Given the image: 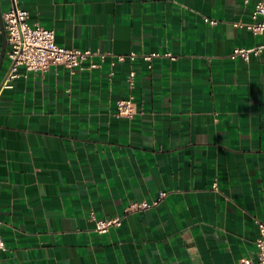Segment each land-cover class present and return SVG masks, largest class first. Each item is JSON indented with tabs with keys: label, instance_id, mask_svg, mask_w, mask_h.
Returning <instances> with one entry per match:
<instances>
[{
	"label": "crops",
	"instance_id": "1",
	"mask_svg": "<svg viewBox=\"0 0 264 264\" xmlns=\"http://www.w3.org/2000/svg\"><path fill=\"white\" fill-rule=\"evenodd\" d=\"M256 2L18 0L57 44L91 55L73 70L19 67L3 88L10 0H0V264L256 258L264 34L245 26ZM236 47L260 50L244 60ZM130 52L133 60L114 59ZM150 52L158 55L142 59ZM130 93L135 113L117 114L116 101ZM160 191L156 206L125 212ZM113 216L120 225L94 229Z\"/></svg>",
	"mask_w": 264,
	"mask_h": 264
},
{
	"label": "built area",
	"instance_id": "2",
	"mask_svg": "<svg viewBox=\"0 0 264 264\" xmlns=\"http://www.w3.org/2000/svg\"><path fill=\"white\" fill-rule=\"evenodd\" d=\"M253 22L247 23V29L254 33L264 34V0H257L251 14ZM6 40L8 44L7 56L10 60V68L5 75L2 87H12L11 81L20 76L19 67L24 70H45L51 65H63L70 70L78 67L85 60L91 51L86 49L66 47L55 42L54 30L46 28L38 23L28 21V11L19 6L18 0H10L9 7L3 13ZM204 21L215 24L216 20L204 17ZM264 46V45H263ZM260 47L241 48L236 47L232 51L233 56H240L248 60L250 53L257 54ZM158 55L157 52L141 54L142 59L150 61ZM137 54L130 52L127 56L117 55L114 59L122 61L125 58L133 60ZM103 58V54H101ZM111 60L114 64L115 60ZM150 67V64H148ZM128 86H134V71L128 74ZM116 112L119 115L131 117L135 113L134 95L130 93L126 98L116 101ZM216 187V182L213 183ZM166 195L165 191H160L158 196L151 200H141L133 202L125 207V212L142 210L156 206ZM122 217L113 216L94 220V229L97 232H107L111 226L120 225ZM258 228V237L255 240L256 258L242 257L236 264H264V220L255 218ZM5 249L4 240L0 234V252Z\"/></svg>",
	"mask_w": 264,
	"mask_h": 264
}]
</instances>
